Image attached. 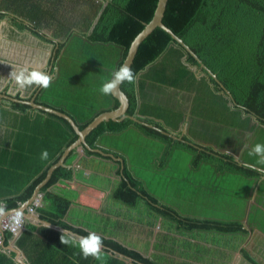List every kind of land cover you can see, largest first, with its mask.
<instances>
[{"label":"trees","instance_id":"1","mask_svg":"<svg viewBox=\"0 0 264 264\" xmlns=\"http://www.w3.org/2000/svg\"><path fill=\"white\" fill-rule=\"evenodd\" d=\"M158 1L0 0V25L3 23L4 31L9 38L29 37L44 52H49L48 63L40 70L53 77L48 89L21 92L13 87L8 69L0 63V94L11 92L9 98L0 96V203L8 210L18 208L32 197L49 168L78 138L66 119L33 108L29 102L33 100L36 105L66 115L79 130L99 114L116 109L118 101L112 95H102L100 88L124 63L132 42L152 20ZM77 3L85 6L71 11L68 5ZM163 24L217 77L204 70L200 72L202 83L192 109L195 119L189 123L188 133L183 135L181 127L192 95L180 94L187 107L151 103L158 92L149 80L165 86L159 90L162 88L169 95L168 87L195 91L196 76L190 71L193 67L199 70V64L170 34L157 28L140 45L131 66L140 73L138 81L120 85L128 100L125 118L101 122L62 165L52 170L39 188L42 202L28 206L38 214L37 221L25 218L16 234L7 230L0 233V264H24L16 259V249L28 264H168L143 257L116 237L107 235L111 229L94 231L69 223L67 213L73 199L57 183L73 177L80 155L106 161L115 168L118 183L110 198L125 206L124 214L120 212L121 220L138 223L137 227L143 229L140 233L156 223L150 214L164 221L163 225L172 230L171 235L172 232L196 235L198 230L205 229L228 230L229 223L204 221L205 218L181 211L167 196L154 194L142 170L151 172L152 178L165 185L162 176L165 158L173 151H184L193 157V168L219 164V170L238 173L249 179L250 184L261 180V172L251 165L237 164L230 158L223 162L225 157L216 160L212 150L194 142L203 138L208 145L234 144L233 128L252 127L253 116L259 126L258 136H264V0H169ZM225 89L233 97L230 99L235 107L231 109L224 104L225 100L230 101ZM164 99L167 101L166 96ZM132 137L161 144L160 160L148 158L152 147L144 143L129 150L133 144L128 140ZM45 149L49 157L41 160ZM139 158L140 162L145 161L143 168L139 167L140 162H135ZM262 197L264 193L258 198ZM140 203L150 213L136 211ZM129 209L134 211L128 212ZM237 227L241 225L234 228ZM63 230L67 237L79 238L90 231L101 235L102 259H85L78 246L63 245L60 240ZM112 230H117V226ZM128 232L132 233L131 229H123L122 234ZM163 252L176 261L170 251ZM120 255L125 259L119 258ZM189 258L186 262L170 260V264H190Z\"/></svg>","mask_w":264,"mask_h":264},{"label":"crops","instance_id":"2","mask_svg":"<svg viewBox=\"0 0 264 264\" xmlns=\"http://www.w3.org/2000/svg\"><path fill=\"white\" fill-rule=\"evenodd\" d=\"M192 69L190 72H194V68ZM195 76V91H182L168 87L170 95L166 94L162 88L159 90V87L165 86H160L155 81L149 80V83H153L155 85V89H157L156 92H158L156 98L150 100L151 103L156 104L159 102L160 105L167 104L170 107H187V102L183 100L180 94L192 95L191 105L188 107L189 109L187 110L186 119L181 127L183 135L188 133L189 123L195 119L192 114V109L195 98L198 97V91L202 83L201 77H198L197 75ZM161 92H164L162 96ZM159 96H161V98H159ZM165 96L167 101L164 99ZM229 100L231 101L230 97ZM230 101L225 100L224 102L227 109L235 107L232 104V101ZM123 119L124 117L120 118V121ZM250 123L252 127L241 126L239 128H233L230 126V128H233L235 132L232 134L234 135L233 141L235 142L234 144H229L227 147H220L216 144L208 145L205 141H203V138H199L196 142H194L197 146L202 148L206 147L212 150V153L214 154L213 156H215L216 160L220 159L218 157H225L223 158V162L226 161L227 158H230L231 162L251 165L252 168L261 172L262 178L255 183L252 181L251 184L250 182L245 184L244 190L240 193L233 192L231 189H226L227 193H233L228 194V196L224 199L218 198L214 202L209 203L213 214H207L205 212H197L196 214H193L196 217L205 218L204 221H212L219 225L221 223H229L227 227L228 230L222 231L220 228L205 229L198 230L196 235L178 236L179 241H183L184 245V247H181L180 251L185 250V248H187V251L177 255L176 258L174 257L176 261L186 262L188 261L187 258L190 257V264H264V197L258 198L264 193V189L262 188V184H264V165H257L256 161L258 158L249 154L255 144L264 143V136L262 138V135L258 136L257 133L259 132V126L254 116L252 117ZM81 153L82 152H80V154ZM156 160H160L159 157L155 156L153 158V161ZM79 161L78 166L75 165L77 171L73 177L68 181L63 180L57 183V187L61 188L73 199L67 213V218L70 220V224L78 227H86L94 231H100L97 227L102 225V221L99 217L93 214L103 215L108 218L111 217L120 226H117V230H112L116 228L115 225L111 228H107L111 229L110 231L112 232L110 234H106L116 237V239H119L124 243V245H128V247L142 253L143 257H147L148 254L151 255L153 252H157V249L154 246V239L156 236L167 234L169 235L170 240L174 241V236L179 235L174 232H172L173 235H171L170 232L172 230L165 227V225L163 228L161 223H159L158 227L155 223L154 225L149 226L152 228H148V231L140 233L143 229L138 228L139 226H135V222L121 220L125 212V206L123 207L122 204H120V212H123V214L120 213V217L109 214L110 209L116 211V206L111 203L113 201L110 198L111 193L116 189L118 183L115 168L110 164H105L108 162L97 158H83V156L80 155ZM92 163L105 167V170L93 168L91 166ZM203 165L198 168L200 176L203 173ZM205 165L213 167L210 169L212 170L210 176L214 173V177L221 181L219 183L215 180V187H217V185L227 187V184H229L227 178L232 175H239L235 172L219 170L221 167L219 164ZM191 166L192 164H190V167ZM168 185L169 184H167V187ZM209 186L212 187V181L209 182ZM261 189L262 191L260 192ZM218 195L224 196L226 194L218 193ZM238 196H241V201H238V198H240ZM34 202H36L37 205L42 202V195L40 193L38 194L37 199L35 198ZM203 204L207 207L206 203ZM106 206L110 207L109 212ZM130 210L131 209L127 211H134ZM33 213H35V215L37 214L36 212ZM31 217L33 221H37L36 218L33 216ZM236 224H240L241 227L234 228ZM42 225L49 226L47 222H42ZM145 228H147V226ZM123 229H131L132 237L124 238L125 236L122 234ZM142 239L145 242H141ZM146 242H150L148 247L145 246ZM159 251L162 252L163 250L159 249ZM19 253L20 254L17 255V257H19L23 262L24 255L21 251H19ZM171 255L173 257L174 252L171 253ZM118 257L125 259L122 255ZM128 262H130V260H128Z\"/></svg>","mask_w":264,"mask_h":264},{"label":"rangeland","instance_id":"3","mask_svg":"<svg viewBox=\"0 0 264 264\" xmlns=\"http://www.w3.org/2000/svg\"><path fill=\"white\" fill-rule=\"evenodd\" d=\"M68 6L71 9V11L72 10L76 11L79 8L84 7L85 4L77 3V5L69 4ZM3 26L4 25L2 23L0 25V63L8 69V73H11L13 71V67L17 68L15 65L16 63L17 64L20 63L22 67H31L29 66L31 64L33 65L32 67L38 69L42 68L43 64L45 63L46 56L44 57V50L37 43H35L36 41L32 40L29 37L25 39L9 38L8 34L4 31ZM28 59L30 60L32 59V61L29 62ZM36 61L37 63H35ZM195 70L196 69L194 68V72ZM132 138L133 139L128 140V141H132L133 144L128 147L129 150L135 149L133 146L137 143H144L147 144L149 147H152V150H148L147 153L148 158L150 157L154 158L155 156L158 157V152L162 149L161 144L144 140L141 137H132ZM126 145L127 144H125L124 147H126ZM79 152L81 151L79 150ZM140 159L141 158L136 159L135 162L139 163L141 161ZM165 159L167 160V162H165L162 171L164 173L162 176L165 185L161 183L162 181H160L159 179L152 178L153 175L149 171L147 172L146 170H142V172L144 173L143 176H145L147 182L149 183V187L150 184L152 185L153 189L151 187L150 189L154 194L167 196L168 200H170L174 204L179 205L181 211L184 210L185 212L188 213L196 214L197 212L200 213L205 212L207 214H213V211H211V207L209 206L210 205L209 203L214 202L218 198L224 199L225 197L228 196V194H231L233 192L240 193L241 191L244 190L245 184L250 182V180L246 179L244 176L232 175L227 178V181L229 183L227 184V187L217 185V187L220 186L219 188H217L215 187V180L218 181L219 183L221 181H219L218 178L214 177V173L210 176V173L212 171L210 169H212L213 167L204 164L203 173L200 176L198 168H193V165L190 167L191 161H193V157H191V155H189L188 153L184 151H173ZM105 164H109V163H105ZM144 164L145 161L140 162L139 167L143 168ZM91 166L98 170H105V167L99 164L92 163ZM245 180H247L248 182ZM166 181L167 184H169L168 187L166 185ZM211 181H212V187L209 186V182ZM226 189H231L233 190V192L227 193ZM218 193H225L226 195L220 196L218 195ZM241 196H238L240 197L238 198V201L242 200ZM111 203L116 206L115 208L116 211L110 209L109 212L110 207L106 206L109 214L120 217V203H116L114 201ZM203 203H206L207 207ZM135 209L136 211L139 210L143 212H145L146 210L148 213H150L142 203H140V206ZM93 215H96L102 221V225L97 227L100 230L102 228H106V229L111 228L113 227V225L115 226L119 225L111 217L108 218V217H104L103 215H97V214H93ZM149 216L151 220L156 222L157 227L159 226V223L162 224V227L164 226L163 225L164 221L162 223L160 218H157L154 214H150ZM134 225L137 226L138 224L134 223ZM178 236L180 235L174 236V241L170 240L169 235L166 234H163L161 236H156L154 239V246L156 247L157 252H153L151 255L147 253L148 254L147 257L155 261H161L163 263L170 264V260L171 262L176 263L177 261L172 259L169 255H167L163 251H170L171 253L174 252L173 257L175 258L177 257V255L182 254V252H186L187 248H185V250L180 251L181 247H184V245H183V241H179ZM131 237H132V233L128 232L124 238H131ZM141 242H145V241L142 239ZM149 244L150 242H146L145 246L148 247ZM159 249L163 251L160 252Z\"/></svg>","mask_w":264,"mask_h":264},{"label":"clouds","instance_id":"4","mask_svg":"<svg viewBox=\"0 0 264 264\" xmlns=\"http://www.w3.org/2000/svg\"><path fill=\"white\" fill-rule=\"evenodd\" d=\"M195 69V75L200 77L199 70L197 68ZM139 76L140 73L133 71L129 63L125 62L118 70L112 73L110 80L102 84L100 92L102 95L106 96L114 95L121 84L125 82L135 84L138 81ZM8 78L12 82L13 87L21 92L31 88L48 89L53 82V77L51 75L35 67H21L19 69L13 67V71ZM249 154L258 158L256 161L257 165H264V143L255 144ZM48 157V151L46 149L43 150L40 156L41 160H47ZM0 217L10 218L13 231L22 229L23 227L24 210L22 208H17L13 212L8 210L5 204L0 203ZM60 240L63 245L78 246L85 259L89 257H92L95 260L102 259V249L104 248L103 238L94 231H90L86 236L75 238L67 237L63 230Z\"/></svg>","mask_w":264,"mask_h":264},{"label":"water","instance_id":"5","mask_svg":"<svg viewBox=\"0 0 264 264\" xmlns=\"http://www.w3.org/2000/svg\"><path fill=\"white\" fill-rule=\"evenodd\" d=\"M169 0H159L158 1V5L157 8L155 10L154 16L152 18V20L145 25V28L143 29V31L134 39V41L132 42L129 51H128V55L127 58L125 59V62H128L130 66H132L133 61L135 59V56L139 50L140 45L148 38V36H150L154 30H156L157 28H161L164 31H166L168 34H170L172 36V38L177 41L190 55H192L199 64V73L204 70L209 72V74L217 79L216 75H214L204 64L203 62L199 59V57L190 49V47L184 43L183 40H181L178 36H176L170 29H168L164 24H163V18H164V14L167 8V4H168ZM123 64V63H122ZM227 95L233 99L232 95L225 89ZM119 103L118 107L112 111L109 112H104L99 114L98 116H96L83 130H79L76 125L74 124V122L67 117L66 115L40 106V105H36L34 104L33 100H31L29 102V105L33 108H37L40 109L42 111L60 116L64 119H66L68 121V123L71 125L72 129L74 130V132L76 133V135L78 136L77 140L72 143L70 146H68L64 152L62 153V155L60 156V158L58 159V161L52 165L49 170L47 171L46 177L44 178L43 181H41L37 187L35 188L33 195L30 199H28L26 202H24L22 205H20L18 208H22L24 210V217H31L33 216L34 218L38 219V215L35 213H28L26 212V209L29 205H31L35 198L37 199L38 194H39V188L41 185H43L47 179L49 178L52 170H54L55 168H57L58 166L62 165L65 158L68 156V154L75 148H77L78 146H80L82 143H84L85 137L94 129L96 128L101 122L103 121H120V118L124 117L125 118V112L127 110L128 107V100L126 98V96L124 95V93L120 90V87L118 88V90L116 91V93L114 95H112ZM17 209V208H16ZM16 209H11L10 211L16 210ZM32 218V217H31ZM2 232L1 227H0V233ZM10 249H12L10 247ZM17 255H19V250H17ZM16 259L20 262L21 259L19 257H16ZM23 263V262H22ZM27 264V263H24Z\"/></svg>","mask_w":264,"mask_h":264},{"label":"built area","instance_id":"6","mask_svg":"<svg viewBox=\"0 0 264 264\" xmlns=\"http://www.w3.org/2000/svg\"><path fill=\"white\" fill-rule=\"evenodd\" d=\"M28 212H33L31 207L28 208ZM24 219H25V217H24ZM23 225H24V223H23ZM0 227H1L2 231L7 230V231H10L14 234H16L18 231H20V229L13 231L10 218L0 217Z\"/></svg>","mask_w":264,"mask_h":264},{"label":"flooded vegetation","instance_id":"7","mask_svg":"<svg viewBox=\"0 0 264 264\" xmlns=\"http://www.w3.org/2000/svg\"><path fill=\"white\" fill-rule=\"evenodd\" d=\"M45 56H46V59H45V63L43 64V67H44V65H45V66L47 65V63H48V59H49V56H50V53H49V52H44V57H45ZM28 60H29V62L32 61V59H31V60L28 59ZM37 61H38V60H37ZM37 61H36L35 63H37ZM33 62H34V61H33ZM18 65H19V66H18ZM16 66H18V67H22L20 63H18ZM29 66H31L30 68H32L33 65L30 64ZM43 67H42V68H43ZM39 70H40V69H39ZM10 94H11V92L7 91L6 95L0 94V96H4L5 98H9Z\"/></svg>","mask_w":264,"mask_h":264}]
</instances>
